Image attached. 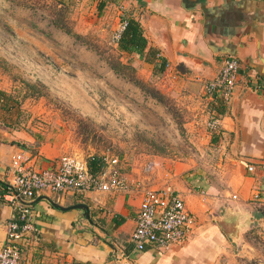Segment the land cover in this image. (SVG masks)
I'll return each instance as SVG.
<instances>
[{
	"label": "crops",
	"instance_id": "1",
	"mask_svg": "<svg viewBox=\"0 0 264 264\" xmlns=\"http://www.w3.org/2000/svg\"><path fill=\"white\" fill-rule=\"evenodd\" d=\"M90 8L105 26L118 29L125 17L137 22L147 49L165 62L157 89L176 102L196 141L187 146L190 156L153 155L147 174H121L129 186L125 191L39 194L32 203L33 232L21 246L23 264H235L244 236L232 243L215 218L228 208L250 218L248 229L264 224V0H94ZM227 55L237 61V81L221 113L213 110L221 130L211 135L207 112L220 104L213 107L200 85L214 77ZM152 66L147 62V80ZM147 106V118L159 121L165 134L171 117L148 97ZM20 151L32 169L54 168L61 156L53 144L37 142L22 128L17 105L0 88V194L9 159ZM164 184L181 196L194 226L167 251L137 252L129 236L138 192ZM76 204L86 207V217L69 208ZM9 214L0 198V248Z\"/></svg>",
	"mask_w": 264,
	"mask_h": 264
},
{
	"label": "rangeland",
	"instance_id": "2",
	"mask_svg": "<svg viewBox=\"0 0 264 264\" xmlns=\"http://www.w3.org/2000/svg\"><path fill=\"white\" fill-rule=\"evenodd\" d=\"M93 1L0 0V88L14 97L9 99L22 128L60 155L115 159L122 175L147 174L153 155L190 156L187 146L196 140L183 126L176 102L160 93L156 78L147 80V63L136 55L119 56L137 79L162 94L165 107L154 101L171 117L165 134L159 121L147 118L148 96L109 69L106 58L114 53L117 27L98 20ZM58 6L65 24L83 40L52 25ZM243 236L234 263L264 264V224Z\"/></svg>",
	"mask_w": 264,
	"mask_h": 264
},
{
	"label": "built area",
	"instance_id": "3",
	"mask_svg": "<svg viewBox=\"0 0 264 264\" xmlns=\"http://www.w3.org/2000/svg\"><path fill=\"white\" fill-rule=\"evenodd\" d=\"M123 28V23L115 31V42ZM238 64L227 55L213 78L201 82V94L216 105L218 97L227 104L236 85ZM207 112L205 128L211 135L219 134V117ZM87 157L64 154L58 158L54 168L32 169L28 157L23 152L11 155L7 172L9 179L0 198L9 207L10 214L4 222V242L0 248V264H23L21 246L33 232L32 203L41 193H114L128 189L126 182L115 167L116 160L100 156L102 167L91 174ZM147 170V166L145 168ZM252 172V167H247ZM139 204L134 217V227L129 241L133 250L139 252L146 247L167 251L181 244L194 226V218L186 210L181 196L167 184L156 189L144 187L139 190ZM232 198H234L232 196Z\"/></svg>",
	"mask_w": 264,
	"mask_h": 264
},
{
	"label": "trees",
	"instance_id": "4",
	"mask_svg": "<svg viewBox=\"0 0 264 264\" xmlns=\"http://www.w3.org/2000/svg\"><path fill=\"white\" fill-rule=\"evenodd\" d=\"M56 8H58L59 10L58 13H56L55 19H53L51 22L52 25L75 40H83L81 36L74 33L72 29L63 21V17L60 14V12L64 10L63 6H58ZM122 23L123 28L120 31L119 37L115 42H113L114 53L111 54L110 58H106V63L109 66V69L114 75L121 77L125 81L133 84L148 97L165 107V105L162 104V94H160L156 90L150 89L145 85V83L137 79L134 75V69L128 64L121 63V61L119 60V56L136 55L141 58L144 63H153L150 79L157 78L164 73V60L161 58H157V56H155V52L152 49H147V42L143 37L142 31L135 20L125 17L122 20ZM9 98L14 97L9 95ZM218 102L220 104V107H211L210 110H214L216 113H221V106H224V104L222 103V100L220 98L217 100V103ZM86 165L88 171L91 174L97 173L102 167L100 156L88 157L86 160ZM260 214L264 216V211H260Z\"/></svg>",
	"mask_w": 264,
	"mask_h": 264
},
{
	"label": "water",
	"instance_id": "5",
	"mask_svg": "<svg viewBox=\"0 0 264 264\" xmlns=\"http://www.w3.org/2000/svg\"><path fill=\"white\" fill-rule=\"evenodd\" d=\"M69 208L81 210L83 215L85 217L87 216V209L82 204H76ZM215 221L220 230L234 244L240 240L242 234H244L246 228L250 224V218L228 208L223 209L221 213L215 218Z\"/></svg>",
	"mask_w": 264,
	"mask_h": 264
}]
</instances>
